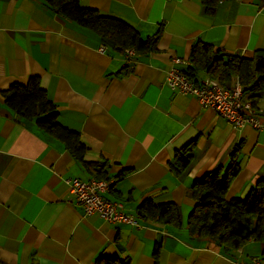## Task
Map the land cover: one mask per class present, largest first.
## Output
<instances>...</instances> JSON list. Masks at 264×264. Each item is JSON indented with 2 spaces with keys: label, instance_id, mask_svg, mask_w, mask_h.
<instances>
[{
  "label": "crops",
  "instance_id": "0c3cea01",
  "mask_svg": "<svg viewBox=\"0 0 264 264\" xmlns=\"http://www.w3.org/2000/svg\"><path fill=\"white\" fill-rule=\"evenodd\" d=\"M79 3L125 21L141 37L159 25L162 32L155 50L127 61L107 46L98 51L101 42L93 32L42 0H0V264H94L99 254L152 264L155 242L160 264L260 258L264 242L249 239L227 250L206 238L191 239L185 219L194 205L189 187L223 168L233 146L239 145V170L226 199L243 197L264 174V127L233 128L196 97L171 90L164 75L173 56L187 60L197 39L243 57L264 50V0H223L211 15L200 0ZM30 75L38 76L56 106L58 123L78 133L87 148L84 159L107 164L106 177L115 181L105 198L120 201L135 217L143 199L172 201L182 225L136 217L133 226L84 216L69 201L64 179L92 175L62 142L32 121H18L4 104L1 91ZM257 108L264 123V91ZM191 140L192 158L176 174L173 153Z\"/></svg>",
  "mask_w": 264,
  "mask_h": 264
},
{
  "label": "trees",
  "instance_id": "16d2710c",
  "mask_svg": "<svg viewBox=\"0 0 264 264\" xmlns=\"http://www.w3.org/2000/svg\"><path fill=\"white\" fill-rule=\"evenodd\" d=\"M42 1L56 13L93 32L102 44L117 52L128 48L133 49L135 55L153 51L162 32V25H159L154 33L141 37L125 21L102 15L94 8L82 7L80 0ZM220 1L223 0H200L209 15L215 12ZM187 61L189 65L182 71L193 82L201 81V75L227 86L233 77H237L243 97L257 106L264 91V50L257 49L252 56L243 57L216 49L212 44L197 39L190 46ZM1 94L4 104L14 112L18 121H32L38 129L62 142L88 174L96 178L106 177L107 164L84 159L87 148L78 133L58 123L56 106L47 98L38 76L30 75L24 83L12 82ZM193 146L194 140H191L174 151L170 161L174 173L178 174L187 167ZM238 148L239 145L233 146L223 168L204 173L193 181L188 190L194 205L185 219L187 235L191 239L206 238L227 250L237 249L249 239L264 242V174L254 181L243 197L226 199L224 196L239 170L236 160ZM136 217L176 228L182 225L180 208L172 201L156 203L143 199L136 206ZM159 248V243L155 242L151 251L152 264H160ZM260 260L264 264V251ZM94 264L131 262L128 257L99 254Z\"/></svg>",
  "mask_w": 264,
  "mask_h": 264
},
{
  "label": "built area",
  "instance_id": "2783aa9c",
  "mask_svg": "<svg viewBox=\"0 0 264 264\" xmlns=\"http://www.w3.org/2000/svg\"><path fill=\"white\" fill-rule=\"evenodd\" d=\"M105 48L106 46L100 43L98 51L103 52ZM123 55L127 61H131L135 53L133 49L128 48L123 50ZM188 64L187 60L177 56L170 59L165 70L164 83L171 90L196 97L202 108L212 109L235 129L244 125H250L255 129L264 127V123L258 118L257 106L243 97L237 77H233L227 86H222L211 77H204L195 83L182 71L183 66ZM114 181L113 178L94 176L64 179L68 187L69 201L78 206L84 216L97 215L111 223L138 226L136 217L125 213L120 201L104 197V194L112 188ZM229 264H261V260L259 257H252L248 261L234 259L229 261Z\"/></svg>",
  "mask_w": 264,
  "mask_h": 264
}]
</instances>
